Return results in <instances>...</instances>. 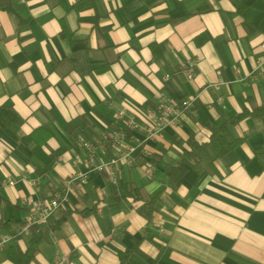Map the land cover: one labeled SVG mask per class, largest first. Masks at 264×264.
<instances>
[{
	"label": "crops",
	"instance_id": "1",
	"mask_svg": "<svg viewBox=\"0 0 264 264\" xmlns=\"http://www.w3.org/2000/svg\"><path fill=\"white\" fill-rule=\"evenodd\" d=\"M162 97L195 103L115 181L73 182L46 224L21 229L32 200L64 195L85 170L83 139L102 143L97 160L113 156L112 133L139 145L127 121L150 122ZM262 106L264 0H0V264L36 237L24 264H121L126 250V264H264V114H251ZM245 111L216 171L189 170L174 190L188 139Z\"/></svg>",
	"mask_w": 264,
	"mask_h": 264
},
{
	"label": "built area",
	"instance_id": "2",
	"mask_svg": "<svg viewBox=\"0 0 264 264\" xmlns=\"http://www.w3.org/2000/svg\"><path fill=\"white\" fill-rule=\"evenodd\" d=\"M19 1L21 3L26 2V0ZM189 72H192V69H190ZM194 103V98L185 99L180 104H177L175 101L167 97H162L158 109L147 111L150 122H138L135 118L129 117L127 128L143 133L145 135V140L135 146L126 142L127 134L125 131L108 135L106 138L113 143L115 151L113 156L107 160H97L95 158V147L97 143H102L83 139L82 144L86 152L76 158V162L83 164L85 170L77 173L67 181V191L64 195H57L51 199L32 200L30 203L31 219L21 229L26 231L32 226L46 224L54 212L63 207L73 182L78 181L86 183L91 175L95 173H105L112 181H115L117 177L121 175L122 167L133 162L134 155L143 142L153 140L166 129L177 126L182 114L186 110L192 108ZM124 115L125 113L123 110L118 112L119 118H124ZM144 168L145 173L148 176H152L154 166L151 163H148ZM10 183L12 184V182Z\"/></svg>",
	"mask_w": 264,
	"mask_h": 264
},
{
	"label": "trees",
	"instance_id": "3",
	"mask_svg": "<svg viewBox=\"0 0 264 264\" xmlns=\"http://www.w3.org/2000/svg\"><path fill=\"white\" fill-rule=\"evenodd\" d=\"M207 39L208 36L205 34L197 38L198 43H203ZM249 114L250 113L245 111L219 125L205 123L209 131V140L200 143L194 137L188 139L187 146L182 150L180 159L169 167L168 184L176 190L182 184L183 178L189 170H196L200 175L205 172H215L216 167L214 162L234 150L241 142V139L234 137L231 134L230 126L235 125ZM251 114L263 115L264 106L255 109ZM159 200L160 195H157L151 197L147 201L146 211L144 212L146 217L150 218L152 210L155 209ZM38 242L39 239L37 237L34 238L30 248L25 254H22L18 250H12L9 252V257L15 262V264L29 262L34 256L36 251L35 245ZM129 254V250L120 253L121 264H126Z\"/></svg>",
	"mask_w": 264,
	"mask_h": 264
}]
</instances>
